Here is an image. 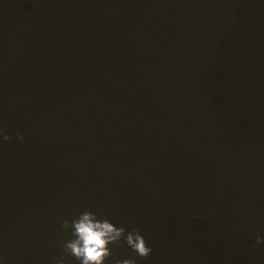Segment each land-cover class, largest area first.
<instances>
[{
    "label": "water",
    "instance_id": "1",
    "mask_svg": "<svg viewBox=\"0 0 264 264\" xmlns=\"http://www.w3.org/2000/svg\"><path fill=\"white\" fill-rule=\"evenodd\" d=\"M0 132L2 264H264V0H0Z\"/></svg>",
    "mask_w": 264,
    "mask_h": 264
},
{
    "label": "clouds",
    "instance_id": "2",
    "mask_svg": "<svg viewBox=\"0 0 264 264\" xmlns=\"http://www.w3.org/2000/svg\"><path fill=\"white\" fill-rule=\"evenodd\" d=\"M19 139H23L17 133ZM11 137L0 132V141H10ZM61 227L70 230L72 238L64 244L66 255L74 257L78 264H106L111 256L110 246L123 241L140 258L147 259L151 255L143 235L133 230L127 232L123 227H115L108 219H101L91 211L79 214L71 223L65 221ZM264 245V238L257 236L256 246ZM2 264V261H0ZM56 264H63L58 259ZM123 264H135L134 260H124Z\"/></svg>",
    "mask_w": 264,
    "mask_h": 264
}]
</instances>
